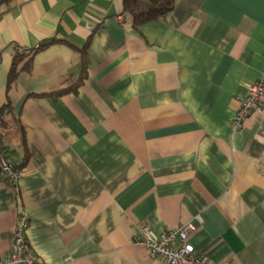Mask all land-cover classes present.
<instances>
[{
  "label": "crops",
  "instance_id": "crops-1",
  "mask_svg": "<svg viewBox=\"0 0 264 264\" xmlns=\"http://www.w3.org/2000/svg\"><path fill=\"white\" fill-rule=\"evenodd\" d=\"M52 39L9 87L28 157L18 193L0 174V258L22 209L41 264H163L139 225L188 221L212 263L264 264V93L231 128L264 84V0H174L136 27L122 0H0V107L15 45Z\"/></svg>",
  "mask_w": 264,
  "mask_h": 264
},
{
  "label": "built area",
  "instance_id": "built-area-1",
  "mask_svg": "<svg viewBox=\"0 0 264 264\" xmlns=\"http://www.w3.org/2000/svg\"><path fill=\"white\" fill-rule=\"evenodd\" d=\"M263 93L262 80H256L248 86L231 122L233 131L241 129L253 113L262 111ZM17 167L18 162L14 158L0 157V174L15 193H18V182L24 173L23 170H17ZM27 227V215L20 209L12 232L11 250L0 258V264H41L26 240ZM138 230L133 241L142 244L151 259L160 260L163 264H214L206 256L197 254L189 242L190 235L196 231L192 221L162 232H156L149 223L144 222L139 225Z\"/></svg>",
  "mask_w": 264,
  "mask_h": 264
},
{
  "label": "trees",
  "instance_id": "trees-1",
  "mask_svg": "<svg viewBox=\"0 0 264 264\" xmlns=\"http://www.w3.org/2000/svg\"><path fill=\"white\" fill-rule=\"evenodd\" d=\"M123 11L129 13L133 19L134 27L145 23L147 21L156 20L160 16L170 11L174 5V0H122ZM52 40L44 42L37 47H23L15 45V52L13 55L12 63L7 75L8 89L6 93L7 101L0 107V157H11L14 149H11L9 144V136L12 131L16 130L20 135V143L25 150L22 163L18 164L17 170H23L27 161V151L25 146V133L19 120L13 116V107L11 106L8 96L9 87L14 84L19 72L28 71L31 68V58L33 54L40 48L50 44ZM83 51V50H81ZM80 77L71 85L77 86L80 83ZM71 87L69 89H71ZM65 90H58L56 93H61Z\"/></svg>",
  "mask_w": 264,
  "mask_h": 264
},
{
  "label": "rangeland",
  "instance_id": "rangeland-1",
  "mask_svg": "<svg viewBox=\"0 0 264 264\" xmlns=\"http://www.w3.org/2000/svg\"><path fill=\"white\" fill-rule=\"evenodd\" d=\"M15 157V156H14Z\"/></svg>",
  "mask_w": 264,
  "mask_h": 264
}]
</instances>
